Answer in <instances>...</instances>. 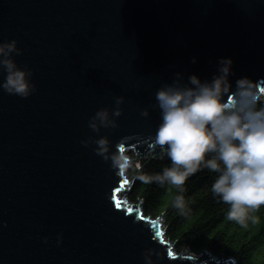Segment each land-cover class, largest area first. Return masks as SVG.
<instances>
[{
    "label": "water",
    "instance_id": "95a60500",
    "mask_svg": "<svg viewBox=\"0 0 264 264\" xmlns=\"http://www.w3.org/2000/svg\"><path fill=\"white\" fill-rule=\"evenodd\" d=\"M13 39L36 90L0 89V264H145L148 248L153 264H236L174 253L164 214L128 203L133 180L81 142L107 135L115 150L127 137L139 162L169 160L151 139L156 92L176 73L211 82L221 58L233 92L248 78L264 93V0H0V40ZM121 95L119 126L93 132L90 118Z\"/></svg>",
    "mask_w": 264,
    "mask_h": 264
},
{
    "label": "clouds",
    "instance_id": "9594fccd",
    "mask_svg": "<svg viewBox=\"0 0 264 264\" xmlns=\"http://www.w3.org/2000/svg\"><path fill=\"white\" fill-rule=\"evenodd\" d=\"M22 52L17 40H0V73H6L0 89L27 98L36 85L30 79L33 69L19 67L14 58ZM232 63L230 57L221 58L219 74L211 82L201 81L193 74L184 83L183 74L176 73L172 83H165L156 92L161 123L151 139L153 148L160 149V158L170 160V166L161 172L142 171L139 162L125 148L127 137L115 145V150L107 135L89 136L81 143L85 147L94 144L95 154L120 174L135 168L139 173L135 179L142 183L167 184L177 189L179 194L172 207L182 216L189 213L183 195L186 181L207 169L216 174L212 194L230 206L226 219L241 226H247L250 219L254 223L251 213L264 206V93L258 83L248 78L239 79L233 92L229 81ZM124 101V96H117L114 108L97 110L88 127L95 133L116 129ZM140 114L148 117L149 109H143ZM57 242H63L62 234ZM156 255L155 249H145V264H153Z\"/></svg>",
    "mask_w": 264,
    "mask_h": 264
},
{
    "label": "trees",
    "instance_id": "16d2710c",
    "mask_svg": "<svg viewBox=\"0 0 264 264\" xmlns=\"http://www.w3.org/2000/svg\"><path fill=\"white\" fill-rule=\"evenodd\" d=\"M133 152H131L132 154ZM144 173L155 174L170 166V160L147 159L140 161ZM139 173L129 169L133 180L127 199L140 200L145 216L157 218L164 214L165 236L178 249L188 248L194 254L207 250L218 257H233L236 264H264V206L251 213L247 226L226 219L229 205L214 196L211 186L216 174L207 169L189 177L183 193L189 213L182 216L172 207L178 190L167 184H144L135 179Z\"/></svg>",
    "mask_w": 264,
    "mask_h": 264
},
{
    "label": "rangeland",
    "instance_id": "374dc122",
    "mask_svg": "<svg viewBox=\"0 0 264 264\" xmlns=\"http://www.w3.org/2000/svg\"><path fill=\"white\" fill-rule=\"evenodd\" d=\"M129 155H132V156H133L134 161H138V159H136L137 157L135 156L136 154H135L134 152H133L132 154L130 153ZM122 195H123V194L120 193L121 198H123ZM130 202H131V201H128V203H130ZM132 202H133V201H132ZM132 202H131V203H132ZM133 203H134V202H133ZM159 224H160V226H159L160 231L165 230L164 221H161ZM163 237H164V239H165L166 241H168L167 237L165 236V233H164ZM182 250H183V251H182ZM172 251H173L174 253H182L183 255H187V254H189V252H190V250H189L188 248H183V249L180 250V249L176 248L175 245L172 246ZM181 251H182V252H181Z\"/></svg>",
    "mask_w": 264,
    "mask_h": 264
},
{
    "label": "snow or ice",
    "instance_id": "6c2138e0",
    "mask_svg": "<svg viewBox=\"0 0 264 264\" xmlns=\"http://www.w3.org/2000/svg\"><path fill=\"white\" fill-rule=\"evenodd\" d=\"M127 181H124L123 184H121V187H123L124 184H127ZM159 234V233H158Z\"/></svg>",
    "mask_w": 264,
    "mask_h": 264
},
{
    "label": "built area",
    "instance_id": "2783aa9c",
    "mask_svg": "<svg viewBox=\"0 0 264 264\" xmlns=\"http://www.w3.org/2000/svg\"><path fill=\"white\" fill-rule=\"evenodd\" d=\"M138 162H139V161H138ZM139 164H140V162H139ZM128 201H131V200H128ZM131 202H132V201H131ZM131 202H130V203H131ZM132 203H133V202H132ZM190 252H191V251H190ZM191 254L195 255L193 252H191Z\"/></svg>",
    "mask_w": 264,
    "mask_h": 264
}]
</instances>
